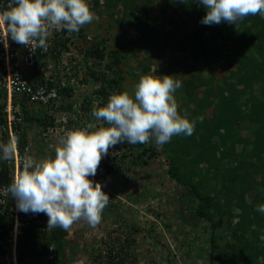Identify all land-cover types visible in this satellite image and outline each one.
<instances>
[{"label":"trees","instance_id":"obj_1","mask_svg":"<svg viewBox=\"0 0 264 264\" xmlns=\"http://www.w3.org/2000/svg\"><path fill=\"white\" fill-rule=\"evenodd\" d=\"M159 1L162 3L160 5V14L169 6H172L175 7V13L169 19H177L184 16L187 18L186 20H192L193 38L190 36V40L189 38L181 39L177 35L178 26L175 24L176 20L173 21L172 28L165 30L159 37H155L157 30L154 26V19L156 17L151 15L153 13L151 9L152 0H143L140 5L135 3V0H87L88 4L91 2L93 5V8H91L89 4L92 11L101 7L106 9L110 16H113L112 10L119 7V10L116 9L119 12V17L115 20L114 28H120L121 30L126 28L128 38L120 50L111 49L109 52L115 66L121 54L123 58L130 57L129 60L139 59L138 67L140 72L147 74L153 67L152 64L162 63L167 60L168 49H171L182 54V58L175 60L177 68L180 71L187 70L189 73L191 71L195 73L193 77L183 81L182 90L186 100L182 109L189 114L190 120H197L194 131L196 132V137L191 135L189 140L195 141L198 137L195 142L196 146H200V148H204L210 153V158L208 159L202 158L204 155L198 153L196 165L199 164L198 160L202 159L207 166L204 169V175L210 174L215 178L217 175H222L219 180V193L225 191L226 202L229 204L227 213L229 216H236L237 218L235 227L230 229V235L232 236L231 246L233 252L235 250L239 252L241 261L238 263L231 259L221 264H259L257 260L259 256L261 257V264H264V242L259 239L261 235H264V230L261 233L259 231V228L264 225V214L256 210L258 204L264 203V18H261L260 15H250L236 25L222 22L219 25L209 26L200 23L206 15V9L200 4L199 0ZM119 4L122 5L120 6ZM81 31L80 29L79 37H76L75 33L72 32L71 39L61 40L60 43L55 44L47 55H39L38 58H43L45 63L50 66L61 68L66 63L71 65L72 61L69 59L68 51L66 53L63 52L62 46L67 47V44L70 43L73 46V50L85 53L84 57H82L84 61L79 63L78 66L83 71L82 76L84 78L90 77L89 80L91 81H87L89 86L94 88L98 81L103 84V86L94 91V94L96 96L101 95V104H104L108 100L107 97L110 95V90L112 88L117 89L119 86L116 73L111 71L109 76V74L102 71L105 66L103 65L102 68L100 65L104 57L103 48L106 46V39L103 38L100 41L95 39L90 44H85V36ZM78 45H80V48H78ZM59 47L61 50H58ZM229 49L231 50L227 51ZM65 56L67 60H64ZM87 60H93L94 62L88 63ZM97 68H99L98 71L96 70ZM70 69L73 70V67L70 66ZM216 69H223L224 72H228V77L221 84H216L212 80ZM179 70L176 69L173 73L178 76ZM35 71L34 67L33 72ZM21 98H24V96L19 97L15 101L22 103ZM93 98L95 96L92 98L86 97L88 101ZM191 105L196 108L190 107ZM209 106L211 108L209 113L206 114V108ZM2 108L3 105H0V121H3ZM22 112L25 120H27V110L23 109ZM201 116L203 117L202 122L197 119ZM37 121L38 124H48L42 119ZM245 121L249 126L243 134L239 130L237 131L236 127ZM49 124L52 125V120L49 121ZM24 143V134H22L18 147H21ZM121 144L136 150L133 156L130 155V151H125L123 154L125 158L120 165L126 160V163L131 166L129 170L147 165L146 149L143 150L142 147L144 144H129L127 142ZM234 145L241 146V150L247 146L249 148L247 152L248 159L241 152H232ZM229 147L233 148L228 150ZM241 150L239 149V151ZM239 156L247 160L249 169L247 168L246 170L243 167V159L237 160ZM252 158L254 159L252 160ZM212 159H214V162L210 163ZM223 161H226L225 166L222 168L223 172L218 174V165L222 164ZM175 163L181 165L180 161L173 156V161H170L171 168H169L168 174L179 185L191 188L192 195L197 200L194 209L195 218L212 223L213 228L210 234L211 248L208 260L210 264H213L216 259L213 253L216 248L214 245L216 225L213 222L212 211L217 205L216 199L218 197L216 194L200 193L198 188H200L202 183L199 179H195L199 173L190 172L191 169H189V172H180L178 170L179 167ZM172 164L175 167H172ZM118 166L115 165L112 172H116L119 168ZM251 168H255V170L250 172ZM4 170L1 171L3 175L5 174ZM129 170H127L126 176H124V173H120L118 174L119 178L116 179L119 182L123 181V184L127 186L128 192L126 193H131V183L135 181L134 175L130 174ZM200 171L202 172L201 169ZM186 173H188V175H185L186 179H181ZM237 182L242 188L239 196L233 193L234 185ZM231 185H233V188H231ZM256 190L257 193L255 195ZM228 191L229 194H227ZM230 196L235 198L234 201L231 200V204ZM245 196L249 200L246 201ZM232 209L236 210L237 213L233 215ZM38 217L46 220L47 215L39 213ZM40 228L41 226L37 225L36 231L39 232ZM65 235L66 231L57 227L50 232L47 240L54 242L56 247L62 250L64 245L63 237ZM34 238H38V241H41V239L45 238V234H38V237H35L33 233L27 232L23 235L19 246V262H22L28 253L32 251L35 244ZM105 254L109 259V261L106 260L107 264H124V260L118 255L119 253L111 256V250H109Z\"/></svg>","mask_w":264,"mask_h":264},{"label":"clouds","instance_id":"obj_2","mask_svg":"<svg viewBox=\"0 0 264 264\" xmlns=\"http://www.w3.org/2000/svg\"><path fill=\"white\" fill-rule=\"evenodd\" d=\"M199 2L206 9V15L200 21L204 25H219L222 22L236 25L250 15H260L264 18V0H199ZM95 19L97 17L87 0H8L6 9L0 11V41L5 47L8 46L7 41L10 38L21 46L46 50L47 41L53 32L67 30L79 37L81 29V33L90 38L89 41L85 40V44H90L95 37L87 28ZM101 39L103 38L96 41ZM105 48L106 46L103 48V59L106 57ZM84 54L74 49L69 59L72 60L71 63L78 65L84 61L82 60ZM64 60H67L66 56ZM87 61L91 63L93 60ZM77 69L74 79L69 78L73 83L78 79H84L86 83L91 81L90 77L86 79L82 76L83 71L79 66ZM155 72L156 69H153L150 73L141 75L131 95L128 91L115 93L116 89L112 88L107 97L108 101L104 104H101L102 96L95 95L91 104L96 100L97 106L91 115L95 121L101 123L99 125L88 123L83 128L67 130L58 137L54 155H46L38 160L32 157L34 146L30 142V117L34 122L38 123L37 120L42 119L48 123L32 125L40 127L44 132L45 127L52 126L49 124L50 120L53 124L54 118L60 117L61 113L75 112L76 105L71 100L65 105L61 103L55 108L59 110L58 115L47 118L41 106L23 99L22 103L13 100L14 105L18 104L22 118L21 136L24 134L25 143L30 144L31 150L28 155L19 158L18 174L12 183L0 188V192L15 199L18 211L37 214L32 226L25 233L31 232L35 237H38V234L48 236L47 233H50L51 229L59 227L68 231L74 223L80 221L96 228L101 223L103 210L110 200L102 191L103 184L111 180L109 176L113 173L103 174L99 182L89 177H95L102 158L108 155L110 148L127 142L144 144L142 147L145 149V145L152 140L157 146L162 147L169 143L173 136H191L194 133L197 120H190L187 112L181 114L178 111L175 93L182 87V82L173 79L172 76H158ZM100 86L103 84L98 81L93 93ZM89 87L91 86L88 84L87 88ZM58 91L60 94H69L72 89L59 87ZM76 100L74 99V103ZM1 102L0 100V105L4 106ZM36 107L41 109L42 113L33 117L30 111ZM23 109L28 112L27 120L24 118ZM197 119L203 121L202 116ZM23 123L26 124V129L21 128ZM20 138L12 137L7 144L5 140L0 143V165L4 160L17 156ZM5 174V177L2 176L3 182L8 179ZM256 210L264 214V203L258 204ZM39 213L47 215V228L44 226L45 220L38 217ZM37 225L41 226L39 232L36 231ZM36 239L38 241V238ZM259 239L264 242V235ZM49 244L54 245L56 261L59 264H68L64 252L67 244L64 240L65 246L62 250H59L52 241L39 249H36L34 244L32 251L28 253L26 264H45V250Z\"/></svg>","mask_w":264,"mask_h":264},{"label":"rangeland","instance_id":"obj_3","mask_svg":"<svg viewBox=\"0 0 264 264\" xmlns=\"http://www.w3.org/2000/svg\"><path fill=\"white\" fill-rule=\"evenodd\" d=\"M152 1L153 5H151V9L153 13L151 15L156 17L154 19V26L157 30L155 37H159L165 30L172 28L173 21L176 20L175 24L178 26L176 30L177 35L181 39L189 38L190 40V36L193 38V23L191 19L186 20L187 18L184 16L177 19H169L175 13V7L169 6V8L160 14V5L162 3L159 0ZM142 2L143 0H135V3L139 5ZM89 4L93 8L91 2ZM119 5L121 6L122 4ZM116 9L119 10V7ZM116 9L112 10L113 16H110V13L104 8L99 7L94 9L93 12L97 19L88 24L87 30L94 35L95 39H106V57L101 60L100 65L102 68L103 65L105 66L104 69H101L103 72L109 74V76L111 75V71L116 73L117 81L120 84L114 92L128 91L131 95L134 92V86L138 82L139 77L146 73L140 72V68L138 67L139 59L129 60L130 57L123 58L121 54L118 57L117 65H114L109 50H120L128 38L126 28L122 30L114 28L116 24L115 20L119 17V12ZM168 51L167 60L162 63L152 64L153 67L147 74L156 69V75L172 76L173 79L181 81L183 86V81L193 77L195 73L192 71L189 73L187 70L180 71L175 62L182 58V54L176 50L172 51L168 49ZM176 69L179 70L178 76L173 73ZM96 70L98 71L99 68ZM32 71L33 69H30L27 73L30 75ZM226 77H228V72H224L223 69H216L212 80L216 84H221ZM175 98L178 103V111L183 114L184 110L182 106L184 105L186 96L182 87L176 91ZM190 107L196 108L192 105ZM210 108V106L206 108V114L209 113ZM25 126L26 124L23 123L21 128L26 129ZM248 126V123L245 121L238 125L236 130L244 134ZM195 133L192 134L194 137H196ZM197 138L194 141L189 140V136H173L171 141L162 147L157 146L155 141L152 140L145 145L147 153L145 155L147 159L146 166L142 165V167L129 170L131 166L129 163H126V160L118 166L119 168L116 172L111 171L113 173L109 176L111 180L103 184L104 189H102L109 196L110 200L103 210L101 223L96 228H92L87 223L80 221L74 223L67 231L68 234L64 238L67 244L64 249L67 263L107 264L106 260H108V257H106L104 252L111 250V256L119 253L118 255L124 260V264H210L208 259L211 248L210 234L213 228L212 223L195 218L194 209L197 200L192 195L191 188L179 185L168 174V170L171 168L170 161H173V156L180 161L181 165L175 163L179 167L178 170L180 172H189V169H191L190 172L199 173L195 179H199L202 183L200 188H198L200 193L216 194L218 197L216 199L217 205L212 211L213 222L216 225L214 235V245L216 248L213 252L216 259L213 264H221L231 259L239 263L241 256L237 250L233 252L231 246L232 236L230 235V229L235 227L237 218L236 216H229L227 213L229 204L226 202L225 191L219 193V180L222 175H217L216 178L210 174L204 175V169L207 166L202 159H199V164L196 165L198 153L204 155L202 157L204 159L210 158V153L207 150L196 146L195 142ZM34 143L38 153H43L46 149L45 147H47L46 142H43L41 137L35 139ZM52 145L53 143L50 144L51 148ZM232 148L229 147L228 150ZM129 149L130 155L133 156L136 149L130 147ZM239 149L241 150V146L234 145L232 152H241L247 157L249 148L245 146L243 150L239 151ZM239 159L243 158L239 156L237 160ZM192 160H194L193 163H191ZM243 160V167L247 170V160ZM213 162L214 159L210 160V163ZM225 162L223 161L222 164L218 165V174L223 172L222 168L225 166ZM172 167L175 166L172 164ZM127 170L130 171V174L134 175L135 180L131 183L130 189L132 191L131 193L129 192L130 194L126 193L128 192L127 186L123 184V181L119 182L116 180L119 178L118 174L120 173H124V176H126ZM254 170L255 168H251L250 172ZM185 175H188V173L184 174L181 179H186ZM231 188H233V185H231ZM234 190V195L239 196L242 188L238 182L235 183ZM256 193L257 190L255 191V195ZM227 194H229V191ZM245 199L246 201L249 200L246 196ZM231 200H235L234 196H230V204ZM232 213L234 215L237 211L232 209ZM44 226L47 228V220L44 222ZM261 227L259 228L260 233L264 230V225ZM47 238L48 236H45L43 241H37L36 239L37 245L35 243L34 247L39 249V247L50 242ZM257 260L261 264L260 256Z\"/></svg>","mask_w":264,"mask_h":264},{"label":"built area","instance_id":"obj_4","mask_svg":"<svg viewBox=\"0 0 264 264\" xmlns=\"http://www.w3.org/2000/svg\"><path fill=\"white\" fill-rule=\"evenodd\" d=\"M8 0H0V11L6 9ZM72 32L67 30L53 32L49 37L47 49L38 47H25L13 42L10 38L5 47L0 41V100L4 103L2 109L3 121H0V141L5 140L6 144L12 137L20 138L22 118L18 111V104L14 105L13 100L24 96V101L39 105L43 108L47 118L57 116L59 110L55 109L59 105H65L69 100L76 105L75 112L61 113L60 117L54 118L52 126L44 128V138L57 142L59 136L67 130L83 128L88 123H98L91 113L97 106L96 100L91 104L86 97L95 96L93 88H87L84 80L71 81L74 79L78 70V65L74 62L71 65H64L59 69L53 65H45L44 59H39V55H47L55 44L63 39H71ZM75 35H77L75 33ZM89 41L88 36L85 37ZM63 47V52L68 51V55L73 53L72 44L68 43ZM58 50H61L59 47ZM53 66V67H52ZM73 67V70L70 69ZM36 69L35 72L27 73L30 69ZM71 70V71H70ZM70 88L72 91L60 94L58 88ZM76 95V96H75ZM74 99L76 100L74 103ZM19 103V102H17ZM107 126V125H103ZM31 150L29 143L18 148L17 156L4 160L3 169L6 171L7 181H2L4 175L1 174L2 164L0 165V188L6 187L12 183L14 177L20 170V157L28 155ZM125 151H130L129 147L119 144L109 149L108 155L104 156L97 169L95 177L89 179L95 182L100 181V176L109 174L115 167L120 165ZM123 157V158H122ZM4 176V177H2ZM37 214L31 212L25 214L16 208V201L8 195L0 192V264H26L28 255L22 262H19V246L24 233L30 229ZM45 264H59L56 261V251L53 244H49L45 250Z\"/></svg>","mask_w":264,"mask_h":264},{"label":"crops","instance_id":"obj_5","mask_svg":"<svg viewBox=\"0 0 264 264\" xmlns=\"http://www.w3.org/2000/svg\"><path fill=\"white\" fill-rule=\"evenodd\" d=\"M143 74H145V73H143ZM123 76H124V74H123ZM123 78H125V77H123ZM41 113H42L41 109H39L38 107H36V109L33 108L30 111V115H32L33 117L39 116ZM30 120H31V123H30V142L34 146V149H33V152H32V157H34L35 159L38 160L41 157H44L46 155H54V148H55V145H56L57 142L54 141V140L45 139L42 129L40 127H37V126H32L33 123L34 124H38V123L34 122L33 118H31V117H30ZM39 137H41L42 141L46 142V144H47V147H45L46 149L43 151V153H38L36 145L34 143V140L38 139ZM51 143H53L52 148L50 147ZM46 220H48V217H46ZM50 231H54V229H51ZM47 234H48V236H50V233H47ZM67 234H68V232L66 231V235L63 237V240L67 236Z\"/></svg>","mask_w":264,"mask_h":264}]
</instances>
